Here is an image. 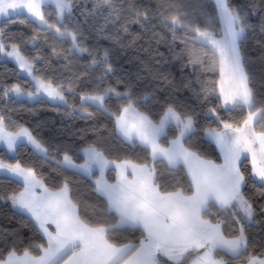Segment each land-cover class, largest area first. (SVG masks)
I'll use <instances>...</instances> for the list:
<instances>
[{
  "label": "snow or ice",
  "instance_id": "1",
  "mask_svg": "<svg viewBox=\"0 0 264 264\" xmlns=\"http://www.w3.org/2000/svg\"><path fill=\"white\" fill-rule=\"evenodd\" d=\"M76 4L77 0H0L5 24L18 20L36 29L29 40L6 43L0 26V58L14 61L29 86L0 83V144L12 154L30 145L39 160L55 165L53 171L63 176L60 182L56 178L48 182L36 166L0 159V175L19 186L0 192V201L10 202L18 214L29 218L43 240L23 249L5 246L0 249V264H264V241L255 252L256 241L246 231L255 221L256 209L244 188L258 186L264 196V94L257 106L241 52L249 13L242 14L231 0H212L213 12L205 10L202 0L191 11L181 0H157L155 8L140 7L135 0H92L87 13L93 20L103 17L104 25L96 29L101 33L109 24L127 33L128 24L135 23L145 31L151 28L157 43H167L170 35L173 45L177 40L183 45L178 55L187 57L194 73L218 74L205 80L198 76L200 88L194 90L204 101H216L204 113L216 127L205 128L203 134L219 151L222 162L217 163L191 144L199 113L168 101L154 111V98L148 94L105 86L115 71L110 52L85 45L83 24L74 16ZM40 33L45 43L51 36L69 45L51 46V56L66 61L69 76L44 74L51 58L41 50ZM84 56L88 57L84 70L71 71L73 58ZM207 56L211 61L205 60ZM76 97L78 106L69 102ZM45 98L69 109L70 116L92 119L103 114L116 138L139 145L144 157H113L99 142L76 152L53 149L6 114L12 104ZM238 111L246 114L233 121L232 114ZM161 165L169 172H183L187 187L177 180L169 190L159 180ZM107 173H114L112 181ZM65 174L91 179V192L100 204L74 196ZM136 232L139 239L130 238Z\"/></svg>",
  "mask_w": 264,
  "mask_h": 264
},
{
  "label": "trees",
  "instance_id": "2",
  "mask_svg": "<svg viewBox=\"0 0 264 264\" xmlns=\"http://www.w3.org/2000/svg\"><path fill=\"white\" fill-rule=\"evenodd\" d=\"M140 7L151 6L155 8L157 0H135ZM184 7L189 11L196 5L197 0H181ZM204 8L208 12H213L212 0H202ZM231 5L243 13H249L247 21L250 27L246 29V39L241 45V52L244 57L245 66L252 77V86L257 95V106H259V98L264 94V0H231ZM92 8V0H77L74 9V16L77 21L83 24V34L85 37V45L89 48L99 49L101 52L108 49L110 58L114 67V73L110 75L105 86H111L118 91L131 90L137 95H145L154 98L152 105L154 111H158L160 105L165 101L183 106L188 111L199 113L196 117L198 121L197 133L192 137L191 144L201 155L208 159L218 162L219 153L214 144H211L203 134V130L207 127H216L214 121L204 116L209 107L215 105L212 102L204 101L203 96H197L194 90H199L200 84L197 81L208 78H215L218 74L212 72L200 73L197 70L193 72L191 65L187 64V57H180L183 45L179 40L175 45L172 44L171 37L166 36L167 43H157L153 39L151 28L148 31L141 29L138 24L129 23L128 32L122 30L117 32V26L109 24L104 28L103 32H99L101 25H104L103 17H96L95 20L88 16L87 13ZM107 15V13H105ZM50 19L54 22V17ZM85 19L88 20L84 24ZM95 25V27H93ZM0 26L4 27L6 34V43H21V40H29L35 34V26L22 24L18 20L11 24H5L4 20H0ZM156 31H161L159 27ZM163 35V33H161ZM42 52L51 58V66L45 69L48 76H64L70 75L65 70L66 61L61 58L51 56V46L57 49L67 48V43L55 41L49 36L47 43L44 41V33H40ZM30 48L31 45L29 44ZM22 50L23 47H22ZM28 54V53H26ZM212 57H205L206 61H211ZM88 57L73 58L71 71H83L82 65L87 64ZM40 66V65H38ZM18 68L9 60L0 58V83L11 85L13 83H21L22 87L29 86L24 83L25 76L20 74ZM191 82V86L188 85ZM159 101V103H155ZM70 103L78 106L79 99L70 98ZM3 107V105H0ZM69 109L64 106H57L55 103L47 99L41 101H27L11 105V109L6 112L11 116L17 125L28 128L33 135L37 136L45 145L55 149L65 148L72 152L87 146L92 142H99L101 146L108 149L113 157L128 156L130 158H143L145 153L139 145L133 147L127 143L121 142L116 138L113 131L111 121L103 114L96 113L92 119H82L80 116H70ZM242 114L238 111L232 114V120L238 121ZM15 131L16 129H10ZM99 130V132L97 131ZM15 155V159L13 156ZM0 159L6 163H15L16 159L24 164L36 166L38 171L42 173L46 181L51 182L56 178V182H60L63 176H57V172L53 171L55 165L43 163L34 154L32 148L27 146L21 148L16 154H9L0 146ZM162 175L159 180L166 185L169 190L177 180L187 187V177L183 172H169L166 166L161 165ZM58 171V170H57ZM247 171H251L250 162L247 163ZM68 175L72 181L74 196H83L89 204H100L95 195L91 192L92 180L79 176ZM108 178L113 180L112 173H108ZM15 183H9L2 175H0V192H8L18 189ZM246 196H248L256 209L255 221L250 227L246 228L250 240H255L253 250L259 252L261 249V241H264V196L258 191V186L253 187L251 184L244 188ZM91 214V209H89ZM227 231V229H226ZM124 235H129L125 233ZM134 240L139 239V232L131 234ZM121 242H127L121 236H117ZM43 243L41 233L34 227L33 223L24 215L18 214L10 204V202L0 201V249L5 246L15 244L16 247L23 249L29 244Z\"/></svg>",
  "mask_w": 264,
  "mask_h": 264
},
{
  "label": "rangeland",
  "instance_id": "3",
  "mask_svg": "<svg viewBox=\"0 0 264 264\" xmlns=\"http://www.w3.org/2000/svg\"><path fill=\"white\" fill-rule=\"evenodd\" d=\"M0 20H2V19H0ZM2 59H7V58H2ZM7 60H9V59H7ZM9 61H11L17 68H18V66L15 64V62L14 61H12V60H9ZM18 70H19V68H18ZM19 72H20V70H19ZM20 74L21 75H23V76H25L22 72H20ZM27 78V77H26ZM28 79V78H27ZM45 99H47V98H45ZM26 100V99H25ZM48 100V99H47ZM28 101V100H27ZM49 101V100H48ZM50 102H52V101H50ZM52 103H55V102H52ZM2 147H6L5 145H3V144H0ZM30 146V145H29Z\"/></svg>",
  "mask_w": 264,
  "mask_h": 264
},
{
  "label": "crops",
  "instance_id": "4",
  "mask_svg": "<svg viewBox=\"0 0 264 264\" xmlns=\"http://www.w3.org/2000/svg\"><path fill=\"white\" fill-rule=\"evenodd\" d=\"M1 146V145H0ZM2 147V146H1ZM31 147V146H30ZM6 151H7V149H6V147H3ZM217 151H218V149H217ZM8 152V151H7ZM9 153V152H8ZM218 153H219V151H218ZM9 154H12V153H9ZM219 159H220V154H219ZM222 162V160L220 159L217 163H221ZM251 165V164H250ZM106 176H107V178H108V173L106 174ZM112 176L114 177V173H112ZM109 179V178H108ZM110 180V179H109ZM110 181H112V180H110Z\"/></svg>",
  "mask_w": 264,
  "mask_h": 264
}]
</instances>
